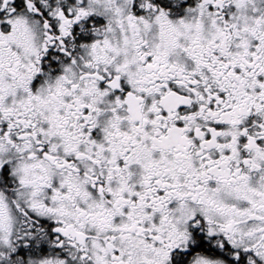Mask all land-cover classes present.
Returning a JSON list of instances; mask_svg holds the SVG:
<instances>
[{"label":"snow or ice","instance_id":"snow-or-ice-1","mask_svg":"<svg viewBox=\"0 0 264 264\" xmlns=\"http://www.w3.org/2000/svg\"><path fill=\"white\" fill-rule=\"evenodd\" d=\"M0 264H264V0H0Z\"/></svg>","mask_w":264,"mask_h":264}]
</instances>
